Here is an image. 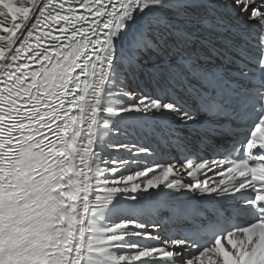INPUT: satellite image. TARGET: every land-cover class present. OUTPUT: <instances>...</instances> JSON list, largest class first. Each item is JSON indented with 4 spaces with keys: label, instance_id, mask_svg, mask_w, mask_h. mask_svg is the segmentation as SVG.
<instances>
[{
    "label": "snow or ice",
    "instance_id": "snow-or-ice-1",
    "mask_svg": "<svg viewBox=\"0 0 264 264\" xmlns=\"http://www.w3.org/2000/svg\"><path fill=\"white\" fill-rule=\"evenodd\" d=\"M0 264H264V0H0Z\"/></svg>",
    "mask_w": 264,
    "mask_h": 264
}]
</instances>
